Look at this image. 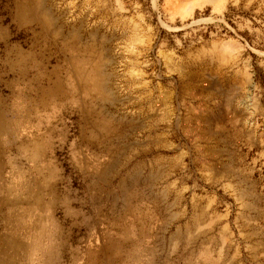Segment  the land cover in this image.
I'll return each mask as SVG.
<instances>
[{
    "label": "rangeland",
    "instance_id": "1",
    "mask_svg": "<svg viewBox=\"0 0 264 264\" xmlns=\"http://www.w3.org/2000/svg\"><path fill=\"white\" fill-rule=\"evenodd\" d=\"M35 1L0 0V264H264V0ZM212 136L240 185L157 204L144 155Z\"/></svg>",
    "mask_w": 264,
    "mask_h": 264
},
{
    "label": "crops",
    "instance_id": "2",
    "mask_svg": "<svg viewBox=\"0 0 264 264\" xmlns=\"http://www.w3.org/2000/svg\"><path fill=\"white\" fill-rule=\"evenodd\" d=\"M156 144L153 155H144L143 169L137 175L140 178L138 181L144 184L145 192L162 194L160 201L156 200L157 204H193L191 201H179L176 194L187 192L188 189L192 192L195 176L202 179L213 178L215 184H219L221 178L233 177V181H236L237 177L240 185L241 144L218 136L203 140L196 148L192 141L179 138L161 139ZM140 166L141 164L139 168ZM141 170H144V174ZM173 193L176 198L172 196ZM164 194L167 195L166 201L162 200ZM190 221H193L192 217ZM179 255L181 263L184 260L185 264H193L194 252L191 250H181V254L177 252L176 259H171V264H178ZM219 259L220 256L218 263L221 264Z\"/></svg>",
    "mask_w": 264,
    "mask_h": 264
},
{
    "label": "bare ground",
    "instance_id": "3",
    "mask_svg": "<svg viewBox=\"0 0 264 264\" xmlns=\"http://www.w3.org/2000/svg\"><path fill=\"white\" fill-rule=\"evenodd\" d=\"M37 4L38 3L35 0H23V3L20 5L25 6L27 10L32 11L35 14Z\"/></svg>",
    "mask_w": 264,
    "mask_h": 264
}]
</instances>
